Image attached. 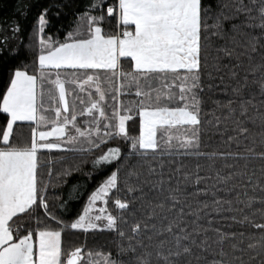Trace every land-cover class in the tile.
Segmentation results:
<instances>
[{
	"label": "trees",
	"instance_id": "obj_1",
	"mask_svg": "<svg viewBox=\"0 0 264 264\" xmlns=\"http://www.w3.org/2000/svg\"><path fill=\"white\" fill-rule=\"evenodd\" d=\"M131 34L118 0H0V148H31L35 131L64 126L37 153L34 203L8 222L17 242L61 235L60 264H264V0H200L199 68H47L40 57L93 36ZM36 76V122L2 109L15 72ZM121 94L118 102V78ZM92 78L100 92L83 81ZM66 92L62 106L59 84ZM128 117L118 132L117 112ZM183 108L196 123L159 126L141 146V110ZM108 156V158H105ZM114 174L110 228L75 222Z\"/></svg>",
	"mask_w": 264,
	"mask_h": 264
},
{
	"label": "crops",
	"instance_id": "obj_2",
	"mask_svg": "<svg viewBox=\"0 0 264 264\" xmlns=\"http://www.w3.org/2000/svg\"><path fill=\"white\" fill-rule=\"evenodd\" d=\"M118 8L119 22L134 26L133 33L126 34L124 37H105L103 43H100L96 50V55L101 58L105 52L103 48H108L109 54L113 50L115 52L114 65L112 67L75 65L61 68H116L123 57L132 58L135 69L139 71L195 70L199 68L200 0H118ZM91 41L87 42L91 43ZM78 43L82 42L75 41L74 44ZM110 48H112L111 51ZM47 68L58 69L59 67L48 66ZM32 98L34 106L27 108L24 103L25 107H20L19 115H16L8 137L12 115L2 105L3 111L7 112L10 117L4 135L5 141H9L15 123L36 122L37 79ZM32 98H30L31 101ZM156 110L145 109L149 113H156ZM142 113L141 146L144 140ZM177 113L180 114L179 119L187 120L186 118H188L191 120L183 123L197 122V117L193 113L190 114L191 112L177 109ZM157 126L150 130L151 138L147 142L149 149L156 146L154 135ZM42 132L45 131H35L31 148H0V264H60V233L40 232L37 236L35 252V242L32 236L14 242L13 234L7 226L14 215L29 208L36 199L37 153L41 149H51L46 145H39V140L48 139L39 136ZM7 194H9V202H7Z\"/></svg>",
	"mask_w": 264,
	"mask_h": 264
},
{
	"label": "rangeland",
	"instance_id": "obj_3",
	"mask_svg": "<svg viewBox=\"0 0 264 264\" xmlns=\"http://www.w3.org/2000/svg\"><path fill=\"white\" fill-rule=\"evenodd\" d=\"M122 37L125 36V32H119ZM120 36V35H118ZM105 35L99 26H95L93 29V36L88 40H81L82 43L74 44L72 42L63 44L59 46L56 50L45 53L40 57L41 66L45 67H66V66H80L86 65L89 67H112L114 65V53L112 48H110V54L108 48H103L105 51L102 58L99 55H96V50L99 47L100 43H103ZM109 38V37H107ZM92 40L91 43L87 42ZM86 41V42H85ZM69 44V45H68ZM74 44V45H73ZM68 45V46H67ZM63 46V47H62ZM109 46V45H106ZM62 47L61 49H59ZM94 52V53H93ZM95 54V55H94ZM120 63V61H119ZM119 65L116 67L118 68ZM119 77V76H118ZM120 77L118 78V102L120 105V94H121V83ZM36 82V77L27 73L24 70H17L13 77V80L7 89V92L3 99V107L9 111L12 115V120L9 125L7 137L10 135L12 125L15 121L16 115H19L20 107L32 108L34 106L33 98L34 95V86ZM81 85L88 86L91 89H97L100 92V99H103L102 88L100 85L93 81L92 78H88L85 81L81 82ZM59 92L62 101V106L64 109H67V100L66 92L64 86L59 84ZM32 98V101L31 99ZM26 99V102H25ZM147 110H156V113H149ZM177 109L180 108H144L141 110L142 120H143V131L142 136L144 138L142 146L145 149L147 148V142L151 138V129L154 126L158 125L155 130L154 138L156 139V132L159 126L165 125H177L183 124V122H188L191 120H184V118L179 119V113ZM186 112H191L189 110L183 109ZM144 110V111H143ZM151 112V111H150ZM191 112L190 114H192ZM194 114V113H193ZM196 116V115H195ZM128 117L120 114V108L117 112V122H118V132H124L126 127V121ZM181 122V123H180ZM160 124V125H159ZM188 124V123H184ZM66 134V130L62 126H55L51 130L40 133L42 138H58L63 137ZM141 141V140H140ZM47 148L55 149L59 147L58 145H46ZM108 158V156H105ZM117 176L114 174L111 178L107 180L97 191H95L90 199L89 204L83 211L82 215L75 222L74 227L78 229H96V228H110L114 226V218L106 209V199L109 192L116 186ZM7 202H9V194H7ZM55 232V231H54ZM59 233V232H58ZM72 255V254H71ZM81 257V256H80ZM79 257V258H80ZM69 258V257H68Z\"/></svg>",
	"mask_w": 264,
	"mask_h": 264
},
{
	"label": "water",
	"instance_id": "obj_4",
	"mask_svg": "<svg viewBox=\"0 0 264 264\" xmlns=\"http://www.w3.org/2000/svg\"><path fill=\"white\" fill-rule=\"evenodd\" d=\"M79 261H80L79 255L77 253H74L67 259L65 264H78Z\"/></svg>",
	"mask_w": 264,
	"mask_h": 264
}]
</instances>
